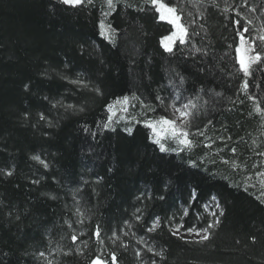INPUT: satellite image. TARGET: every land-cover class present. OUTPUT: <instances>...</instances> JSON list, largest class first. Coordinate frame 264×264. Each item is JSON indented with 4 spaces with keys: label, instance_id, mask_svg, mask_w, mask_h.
<instances>
[{
    "label": "trees",
    "instance_id": "16d2710c",
    "mask_svg": "<svg viewBox=\"0 0 264 264\" xmlns=\"http://www.w3.org/2000/svg\"><path fill=\"white\" fill-rule=\"evenodd\" d=\"M156 3L0 0V264H264V0ZM173 97L190 143L161 152Z\"/></svg>",
    "mask_w": 264,
    "mask_h": 264
},
{
    "label": "rangeland",
    "instance_id": "374dc122",
    "mask_svg": "<svg viewBox=\"0 0 264 264\" xmlns=\"http://www.w3.org/2000/svg\"><path fill=\"white\" fill-rule=\"evenodd\" d=\"M160 5H161V3H156L157 9L160 7ZM165 8H167V6H165ZM158 13H159V16L163 15L165 17V19H163V21L169 23L172 26V33L170 35L166 36L162 40V46L164 47L165 50L169 51L168 49H172V46L175 42H177V41L183 42L184 41L186 32H185V29L183 28V26L181 25L179 19L176 20V24H173L171 22L173 19V16L177 17L174 11L172 13H169L168 11L163 10V11L158 12ZM177 25H179V27H177ZM174 100H175V97H173L172 102H170V104L168 106V115H169L168 119L175 120L177 128L179 130L184 131V127L186 126V123L188 121V115H189L188 107L187 108L184 107V105H186V103H174L173 102ZM127 108H128L127 100L123 99V100L117 102L116 104H114V106H112L110 108V113L112 116H114V115L123 116L120 114H122L123 111H126ZM176 108H180L181 111H186L188 114L187 117L186 118L180 117V114L175 111ZM182 119H184L183 125H181ZM149 124H154L157 132H162L160 139L164 145H166L167 143H172L174 145H177L179 148H180V146L181 147L188 146V144L187 145L178 144L177 141L172 137V134L168 130V127L161 124L159 122V119L158 120H150L147 122V126ZM151 132H152L153 141H154L158 137L154 134L152 129H151ZM187 139H188V136H187ZM217 211H218L217 203L213 199H211V201H209V203L202 206V213L201 214L205 217L206 220H208V222H213L216 218ZM212 213H215V215H213ZM177 229H179V230L177 231ZM192 229L194 231H193V234L190 235L187 233V229L186 230L181 229L180 225H174L173 227H171L172 233L175 232L176 235L179 236L180 238L185 239V240L199 241L200 236L204 235L203 229H205V228L192 227ZM196 231L200 232V236L195 235Z\"/></svg>",
    "mask_w": 264,
    "mask_h": 264
},
{
    "label": "snow or ice",
    "instance_id": "6c2138e0",
    "mask_svg": "<svg viewBox=\"0 0 264 264\" xmlns=\"http://www.w3.org/2000/svg\"><path fill=\"white\" fill-rule=\"evenodd\" d=\"M80 2H81V0H62V3H64V4H77V3H80ZM152 2H153V4H155L157 2V0H152ZM163 10H166L169 13H172L173 12V9L171 7L165 8V5L164 4H161L160 7L157 9V11L158 12H161ZM160 19L163 20V19H165V17L163 15H161L160 16ZM177 19H178L177 17L173 16V19H172L171 22L173 24H176V20ZM177 27H179V25H177ZM168 50L171 51V49H168ZM236 53H237V61H238L239 65H240V68L245 73V75H247L248 74V65L245 63L244 57L240 54L241 53L240 47H237L236 48ZM257 59H259V56H257ZM79 82L80 81H71V83H79ZM244 86L247 87V84L245 83ZM25 88L27 89L28 88V85H25ZM157 99H159V97H157ZM67 107L68 108H72V105H67ZM184 107L187 108V107H189V105L186 104V105H184ZM175 111L178 112L180 114V117H182V118H186L187 115H188L186 111H181L180 108H176ZM257 111H259V109H257ZM261 115H264V112H261ZM41 119H44L43 115H41ZM159 122L161 124H163V125H165V126L168 127V130L171 132L172 137L177 141L178 144H180V145H187V144L190 143V141L187 139L188 134L186 132H184L182 130H179L177 128L176 121L175 120L168 119L166 116H161L159 118ZM183 123H184V119L181 120V125H183ZM103 126L106 129L109 127V125L107 123L104 124ZM148 127L150 129H152L153 132H154V134L158 137L156 140L153 141V143H155L156 145H158L159 150L161 152L166 151L165 145L161 142V139H160V137L162 135V132H157L156 131V127H155L154 124H149ZM33 159H37L38 160L40 158L39 157H33ZM40 162L43 164V166H44L45 169H47L49 167V165L47 163H45L43 160H41ZM5 175L11 176L12 175V172H10V171L9 172H6ZM33 183H37V181H33ZM217 206L219 207V205H217ZM212 214L215 215V213H212ZM137 219L139 220L140 217L137 216ZM217 222H219V221H217ZM180 227H182V225ZM212 227H214V225L212 223H209L208 224V227L205 228V229H203L204 235H202V236H200V232L199 231H196L195 232V235L200 236V241H186V242H201V241L207 240L209 238L208 232H209V230ZM152 230H153L152 228H149L148 229L149 232H151ZM178 230L179 229H177V231ZM193 231L194 230L192 228L187 229V233L190 234V235L193 234ZM97 234H98V230H97ZM173 235H176V233L174 232ZM72 239H73V241H75L77 238H76V236H73ZM254 239L255 238L253 237V240ZM149 251H151V249H149ZM39 255L41 257H44L45 256V253L41 252ZM112 260H113V262H115V260H116L115 255H113ZM92 264H105V262H102L99 257H96V258H94L92 260Z\"/></svg>",
    "mask_w": 264,
    "mask_h": 264
}]
</instances>
